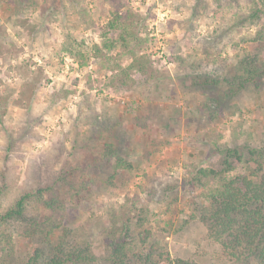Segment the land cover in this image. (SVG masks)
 <instances>
[{
  "label": "rangeland",
  "instance_id": "1",
  "mask_svg": "<svg viewBox=\"0 0 264 264\" xmlns=\"http://www.w3.org/2000/svg\"><path fill=\"white\" fill-rule=\"evenodd\" d=\"M249 7L246 0L238 8L216 0H0V170L8 168L9 182L3 204L35 186L39 168L55 177L68 171L75 187L57 185L63 210L41 206L39 217L61 220L53 237L67 228L86 240L97 255L93 264H108L102 252L109 212L126 199L148 209L144 228L171 258L238 264L199 219L218 179L191 184L190 177L200 166L221 168L216 144L264 148V71L259 88L247 85L212 117L204 104L213 92L192 83L190 63L204 57L202 46L213 38L222 40L214 56L254 54L264 17L238 23L237 13ZM66 34L84 45V58L65 52ZM24 128L28 135L7 154L8 137ZM107 141L133 165L115 185L88 167ZM247 172L235 160L226 174ZM155 178L166 192L153 186L157 196L147 197L143 188ZM76 190L80 196L71 197ZM12 240L15 255L38 245L18 234Z\"/></svg>",
  "mask_w": 264,
  "mask_h": 264
},
{
  "label": "trees",
  "instance_id": "2",
  "mask_svg": "<svg viewBox=\"0 0 264 264\" xmlns=\"http://www.w3.org/2000/svg\"><path fill=\"white\" fill-rule=\"evenodd\" d=\"M216 1L220 6L238 8L240 4V0ZM246 1L250 2V7L245 13H237V21L240 24H256L264 17V0H259L261 5L255 0ZM252 40L256 43L254 54L245 52L238 59L229 61L221 55L214 56L217 53L213 51L219 50L216 44L222 40L213 38L211 44L205 42L202 46L204 57L190 63L192 83L213 92L206 95L204 104L212 117L220 116L231 99L247 85L252 84L255 88L261 85L264 62L259 59V52L264 54V24L256 30ZM63 45L70 57L77 60L84 58V45L71 34L65 35ZM201 64L204 70H200ZM133 65L143 70V64L138 59H133ZM24 129V132L8 137L7 154L28 135V130ZM245 149L214 145L212 153L221 156V168L200 166L192 172L190 181L191 184H202L203 180L210 183L212 178L218 179L215 186L206 192L199 215L208 235L234 255L238 264H264V148L246 146ZM235 160L246 164L248 174L227 176L226 172L234 168ZM88 167L98 173L100 182L115 185V180L122 177L124 171L131 170L133 165L116 145L107 141L97 156L91 153ZM7 171L8 168L0 170V264H93L97 255L86 240H76L72 230L67 228L53 237L56 229L61 227V220L55 221L52 216L40 220L38 213L41 206L53 213L63 210L65 197L57 185L75 187L69 179L71 172L61 171L55 177L51 173L42 175L44 170L39 168L34 177L35 186L23 190L10 203L3 204L9 193ZM161 183L155 178L151 186L143 188L145 196L156 197L155 187H160L165 193L167 188ZM85 185L82 184V187ZM80 192H71V197H79ZM66 194L69 195L70 191L67 190ZM109 213L110 222L104 231L102 252L108 264H195L191 259L171 258L167 250L151 240L150 230L144 228L148 214L145 206L126 199L118 208H111ZM136 230L138 233L134 234ZM14 234L38 239V245L29 253L15 255Z\"/></svg>",
  "mask_w": 264,
  "mask_h": 264
}]
</instances>
